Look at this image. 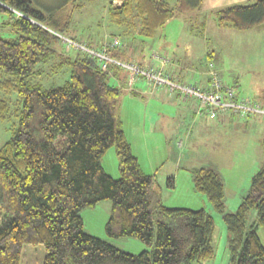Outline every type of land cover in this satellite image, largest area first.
<instances>
[{"label": "trees", "instance_id": "obj_1", "mask_svg": "<svg viewBox=\"0 0 264 264\" xmlns=\"http://www.w3.org/2000/svg\"><path fill=\"white\" fill-rule=\"evenodd\" d=\"M201 1L121 0L109 9L116 23L128 27L136 17L138 35L152 37L176 13L199 9ZM0 12L7 16L1 24L16 33L0 37V120L10 109L5 96L16 95V122L0 146V264H20L25 244L44 247L41 264H202L211 258L212 215L204 208L163 202L156 174L143 171L122 127L120 87L108 81L96 58L85 52L67 54L59 34L68 27L70 14L59 23L31 0H0ZM211 13L219 26L246 30L264 24V0L218 6ZM119 49L109 51L121 57ZM65 65L69 76L64 83L45 87L44 69ZM261 96L264 100V91ZM249 99L264 106V101ZM111 146L117 177L101 163ZM190 173L194 190L222 214L227 264H264L257 234V227L264 226V160L232 212H225L224 182L217 170L200 166ZM172 177L166 181L173 187ZM102 200L111 201L105 233L135 237L146 249L130 253L85 231L81 210ZM252 211L256 216L249 221Z\"/></svg>", "mask_w": 264, "mask_h": 264}, {"label": "rangeland", "instance_id": "obj_2", "mask_svg": "<svg viewBox=\"0 0 264 264\" xmlns=\"http://www.w3.org/2000/svg\"><path fill=\"white\" fill-rule=\"evenodd\" d=\"M31 1L45 14L51 12L52 18L59 23L64 22L70 14L68 27L63 34H59L62 38L72 37L99 48L102 42L117 37L122 44L118 48L122 61L143 66L150 62L163 71L172 70L168 73L177 75L173 78L181 82L198 85L203 83L204 72L212 63L221 81L234 87L238 98H254L263 104L260 93L264 91V26L246 31L219 26L211 13L214 8L206 12L202 10L201 16L198 7L194 6L176 13L154 36L144 37L137 33L136 17L133 18L135 24L128 27L124 22L116 23L110 15V5H117L120 0ZM169 2L176 4L177 0ZM6 19V14L0 12V37L13 38L16 33L9 26L1 24ZM48 21L44 20V23ZM201 21L205 22L204 28L199 26ZM60 45V42L57 43L56 48L59 49ZM113 50L117 51L116 48ZM66 52L75 54L83 51L74 48ZM167 57L169 61L163 63ZM51 61L54 62V59ZM44 71L41 79L45 87L60 85L69 76L66 65L60 70L45 68ZM107 73L108 81L121 89L118 114L123 120L122 127L133 154L138 157L145 172L152 173L149 167L157 163L154 167L158 169L156 179L160 185L157 183V188L162 200L169 206L204 208L213 217L211 244L214 255L202 264H227L228 233L222 214L213 209L204 194L194 190L190 169L207 166L217 170L224 182L225 212L234 211L248 192L252 175L264 160V116L228 111L212 117L195 97L184 99L176 93L167 92L165 87L153 89L145 77H140L137 82L135 80L132 85L130 74L123 66L115 68L110 65ZM159 89L165 90L164 98L150 99L147 94L153 90V93L157 92L155 95L160 94ZM5 97L10 109L5 119L0 120V146L10 137L11 127L16 122V95ZM200 107L202 112H197ZM101 163L107 173L118 176L114 146L105 151ZM166 172L173 176V187L167 184V177H162ZM110 209V200L83 208L81 216L85 231L107 239L130 253L146 249L147 246L135 237L114 238L105 233L104 225ZM255 216L252 211L249 221L254 220ZM257 234L264 245L263 225L257 227ZM44 255L41 244H25L20 264H41Z\"/></svg>", "mask_w": 264, "mask_h": 264}, {"label": "built area", "instance_id": "obj_3", "mask_svg": "<svg viewBox=\"0 0 264 264\" xmlns=\"http://www.w3.org/2000/svg\"><path fill=\"white\" fill-rule=\"evenodd\" d=\"M62 40L65 42L66 48L81 49L90 57L96 58L102 70L107 71L110 65L125 67L130 74L132 85L135 80L145 77L150 84L149 87L153 89L165 87L168 92L177 93L184 99L195 97L200 102L199 105L212 117L219 112L228 111L243 115L259 113L264 116V106L249 98H238L234 88L221 81L217 71L212 67V63H209L208 80L202 86L177 81L169 73L164 72L161 67H155L150 62L143 66L132 61H122L120 57L113 56L109 50L117 49L121 45L117 37H113L111 41L105 42L106 44L104 43L99 48L90 47L71 38L63 37ZM201 107L198 109L199 112H202Z\"/></svg>", "mask_w": 264, "mask_h": 264}, {"label": "crops", "instance_id": "obj_4", "mask_svg": "<svg viewBox=\"0 0 264 264\" xmlns=\"http://www.w3.org/2000/svg\"><path fill=\"white\" fill-rule=\"evenodd\" d=\"M240 1H244V0H202L201 1V6H200V8L198 9V11H199V13L201 14V16H202V10L204 11V12H206V11H209L211 8H215V7H218V6H223V5H227V4H231V3H235V2H240ZM120 3H121V0H120ZM119 3V4H120ZM119 4H117V5H119ZM138 20V19H137ZM138 24H139V21H138ZM199 26L201 27V28H204L205 27V22L204 21H201L200 23H199ZM262 26H264V24H261V25H257V26H254V27H252V28H249V29H254L255 27H262ZM138 28V27H137ZM228 28H230V27H228ZM257 29V28H256ZM246 30H248V29H246ZM246 30H244V31H246ZM237 31H240V30H237ZM243 31V30H242ZM102 43H104V42H102ZM101 43V44H102ZM124 45V44H123ZM164 58V57H163ZM166 59V61L165 62H163V63H166V62H168L169 61V58L167 57V58H165ZM171 71L172 70H170V71H167V72H169V73H171ZM205 73V79H204V81H203V83L202 84H200V85H205L206 84V81H207V79H208V77H207V74H208V69L204 72ZM218 73V72H217ZM180 74V73H179ZM172 76H174V77H176L174 74H172ZM147 92H149L148 90H146ZM155 90H153V91H151V92H149L150 94H147V93H145L144 92V94H147V95H149L151 98L150 99H152V98H157L158 100H160V99H162V98H164V92H165V90H161V89H159V91H160V94H156L155 95V93H157V92H155V93H153ZM261 93H262V91H261ZM260 93V94H261ZM143 93H140L139 95H142ZM171 95V94H170ZM170 97V96H169ZM167 101H169V99L167 100ZM197 112H198V110H197ZM122 120V119H121ZM122 124H123V120H122ZM125 131V130H124ZM125 134H126V131H125ZM126 137H127V135H126ZM129 141V140H128ZM130 143V142H129ZM179 144V143H178ZM131 145V144H130ZM131 150H132V147H131ZM137 159H138V157H137ZM138 161H139V159H138ZM140 164V163H139ZM157 163H155L154 164V166L156 165ZM140 166H141V168L143 169V167H142V165L140 164ZM154 166H151V167H149V169H150V172H152V173H155L156 174V176H157V174H158V169L157 168H155ZM143 171H144V169H143ZM145 172V171H144ZM146 173H148V172H146ZM170 173L169 172H166L162 177L163 178H166V177H168V176H170L169 175ZM157 180V179H156ZM157 183L159 184V182L157 181ZM157 184V185H158ZM160 185V184H159ZM174 185H175V183H174ZM173 185V186H174ZM161 198H162V196H161ZM164 202V201H163ZM165 203V202H164Z\"/></svg>", "mask_w": 264, "mask_h": 264}, {"label": "clouds", "instance_id": "obj_5", "mask_svg": "<svg viewBox=\"0 0 264 264\" xmlns=\"http://www.w3.org/2000/svg\"><path fill=\"white\" fill-rule=\"evenodd\" d=\"M121 45H122V44H121ZM212 66H213V64H212ZM209 69H210V68L208 67V71H209ZM164 72H165V70H164ZM166 72H167V71H166ZM167 73H168V72H167ZM171 77H173V76L171 75ZM207 77H209L208 74H207ZM174 79H175V78H174ZM175 80H177V79H175ZM137 81H138V80H137ZM137 81H136V82H137ZM177 81H179V80H177ZM180 82H181V81H180ZM187 83H188V82H187ZM197 85H198V84H197ZM131 90H132V89H131ZM165 90H167V89H165ZM167 92H168V90H167ZM186 99H187V98H186Z\"/></svg>", "mask_w": 264, "mask_h": 264}, {"label": "water", "instance_id": "obj_6", "mask_svg": "<svg viewBox=\"0 0 264 264\" xmlns=\"http://www.w3.org/2000/svg\"><path fill=\"white\" fill-rule=\"evenodd\" d=\"M34 22V21H33Z\"/></svg>", "mask_w": 264, "mask_h": 264}]
</instances>
